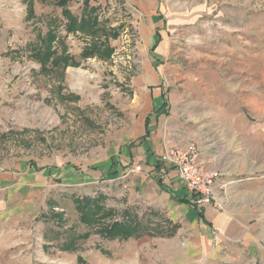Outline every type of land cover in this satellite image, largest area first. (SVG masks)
Masks as SVG:
<instances>
[{
    "label": "rangeland",
    "instance_id": "obj_1",
    "mask_svg": "<svg viewBox=\"0 0 264 264\" xmlns=\"http://www.w3.org/2000/svg\"><path fill=\"white\" fill-rule=\"evenodd\" d=\"M84 1L65 0L62 5L59 0H0V264H122L124 254L131 256L128 264H175L177 250L158 248L157 238L179 226L146 212L142 197L128 186L122 187L121 194L111 191L116 189L114 180L78 183L85 175L82 168L100 170L98 178L111 175L114 148L110 144L122 137L127 120V80L139 57L138 21L143 14L134 0H88L93 11L82 10ZM254 3L250 1V8L264 7V0ZM64 8L79 18L86 13L96 16L97 30L90 35L78 26L77 31L68 32ZM49 29L56 35L52 46L57 54H66L77 64L41 58L47 52ZM161 30L155 28L158 38ZM169 35L176 41L178 31ZM192 35L184 38L192 39ZM101 40L112 47L107 56L104 47L92 56L82 55L86 45ZM244 106L243 121L264 123V99L250 97ZM248 135L247 144L241 146L249 156L245 170L263 176L264 185V142H253L251 130ZM69 167L75 178L66 183L61 177L69 175ZM51 190L90 197L103 192L105 208L113 215L95 222L97 226L90 227L74 250L60 249L44 237L43 215L49 210L46 200ZM127 209L138 216L139 227L132 231L138 236L107 238L100 232L111 222L124 221L129 226L123 218ZM55 211L62 218L67 216L60 208ZM140 217L147 220L145 224ZM253 233L256 238L250 246L248 242L226 245L187 264H264V220Z\"/></svg>",
    "mask_w": 264,
    "mask_h": 264
},
{
    "label": "crops",
    "instance_id": "obj_2",
    "mask_svg": "<svg viewBox=\"0 0 264 264\" xmlns=\"http://www.w3.org/2000/svg\"><path fill=\"white\" fill-rule=\"evenodd\" d=\"M250 1L255 0H134L143 11L142 38L127 80L122 137L110 144L111 175L98 178L100 170L82 168L85 175L78 180L81 185L114 180L111 191L118 194L128 186L142 197L146 212L179 226L157 238L158 248L177 250L175 264L192 263L226 245L250 246L253 230L264 220L263 176L246 172L249 156L241 150L248 130L253 142H264V123L241 119L250 97L264 99V7L250 8ZM175 30L176 41L169 35ZM187 33L193 38L186 40ZM235 66L236 72L226 71ZM189 142L222 181L240 179L229 184L225 210L197 205L176 170L160 160L165 148ZM66 172L61 178L68 183L75 176L70 167ZM99 194L106 200L103 192L91 197ZM130 258L124 254L120 261L128 264Z\"/></svg>",
    "mask_w": 264,
    "mask_h": 264
},
{
    "label": "trees",
    "instance_id": "obj_3",
    "mask_svg": "<svg viewBox=\"0 0 264 264\" xmlns=\"http://www.w3.org/2000/svg\"><path fill=\"white\" fill-rule=\"evenodd\" d=\"M65 0H59L60 4H64ZM95 7L90 6L87 0L84 1L83 4V11H93ZM63 16L66 18V30L68 32L77 31L78 26L82 29H86L90 35L94 33L97 28V17H90L88 13L80 18L75 16L71 11L64 8L62 10ZM79 18V19H78ZM78 24V25H77ZM77 25V26H76ZM114 36H116L114 34ZM56 35L54 30L49 29L47 34V52L42 53L41 58H46V61L51 59V63H56L58 61H67L65 65L68 63L75 65L76 62L70 60L66 54L58 55L57 50L52 46V43L55 41ZM46 41V39H45ZM98 44L93 45H86L82 55L92 56L93 51L96 49H101L102 47L105 48L107 56L108 53L112 51V47L106 42V40H101L97 42ZM64 53V52H63ZM40 55V54H39ZM40 58V57H39ZM70 60V62H69ZM46 202H48L49 210H47V215H43L44 221V237L47 238L49 241L51 240L53 243L57 244L60 249L63 250H74L77 245L79 239L83 237H87L90 231V227L101 220V218L111 214V210L109 208H105L104 200L105 196L99 194L94 197L90 196H72L61 193L58 190H51L48 193ZM56 208L62 209V211H66L67 216L62 218L61 213L55 211ZM48 209V208H47ZM54 210V211H53ZM131 210V211H130ZM128 215L123 217L126 218L129 222V226L120 222H111L108 225H105L103 228L104 230H100L102 234H104L107 238H114L118 237L121 239H126L132 235L138 236L140 233L132 232L137 231L138 225L140 221L137 220L138 216L136 213L132 211V209H127L125 211ZM65 214V213H64ZM146 215V213H145ZM71 217L70 220H68ZM141 220L146 223V219L140 217ZM70 222L69 224L65 223ZM69 225V227L67 226ZM97 226V225H96ZM131 233V234H130ZM133 233V234H132Z\"/></svg>",
    "mask_w": 264,
    "mask_h": 264
},
{
    "label": "built area",
    "instance_id": "obj_4",
    "mask_svg": "<svg viewBox=\"0 0 264 264\" xmlns=\"http://www.w3.org/2000/svg\"><path fill=\"white\" fill-rule=\"evenodd\" d=\"M160 160L176 170L197 205L212 206L218 210L229 207V184L240 179L222 181L218 170L207 169L200 161V150L195 142L165 148Z\"/></svg>",
    "mask_w": 264,
    "mask_h": 264
}]
</instances>
